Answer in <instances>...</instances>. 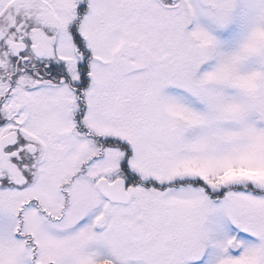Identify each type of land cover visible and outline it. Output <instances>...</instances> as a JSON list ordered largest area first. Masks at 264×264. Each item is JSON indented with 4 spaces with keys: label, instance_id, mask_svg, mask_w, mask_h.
<instances>
[{
    "label": "snow or ice",
    "instance_id": "snow-or-ice-1",
    "mask_svg": "<svg viewBox=\"0 0 264 264\" xmlns=\"http://www.w3.org/2000/svg\"><path fill=\"white\" fill-rule=\"evenodd\" d=\"M0 264H264V0H0Z\"/></svg>",
    "mask_w": 264,
    "mask_h": 264
}]
</instances>
